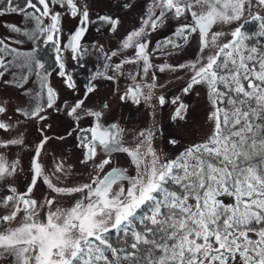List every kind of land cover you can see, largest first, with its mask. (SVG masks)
<instances>
[{"label":"snow or ice","instance_id":"1","mask_svg":"<svg viewBox=\"0 0 264 264\" xmlns=\"http://www.w3.org/2000/svg\"><path fill=\"white\" fill-rule=\"evenodd\" d=\"M254 8L264 10V0H147L137 26L121 38L119 48L99 49L103 66L111 67L112 74L97 75L114 83V95L121 102L148 105L154 121L157 108L175 105L171 120L184 122L175 129L180 132L188 126L189 105L180 95L167 98L163 91L167 84H157L156 73L183 72L187 77L180 89L183 95L197 86L206 90L210 131L174 159L155 146L157 133L162 134L155 123L138 131L126 145L124 128L103 123L110 103L86 104L96 91L90 81L82 98L63 106L65 120L77 131L79 163L90 169L86 180L79 181L75 166L63 157H53L49 169L42 162L49 141L64 136L47 135L45 128L51 125H45L39 129L40 139L29 144L20 125L47 120L48 109L61 111L54 107L57 94L39 55L41 46H51L58 76L65 78L68 89L76 88L66 73L63 52L67 49L73 58L87 52L81 41L91 22L89 11L78 0H6L0 15L22 14L30 21L31 29L7 27L32 41L33 48L22 52L0 39V77L11 67L20 69L16 75L22 87L28 74L34 73L40 90L29 92V107L18 106L11 115L8 105L0 102V132L7 134L0 136V189L4 190L0 192V257H8V264H264V45L257 46L253 33L246 30V25L255 23L256 35L264 37V15ZM64 15L79 17L80 26L62 48ZM181 19L185 22L179 23ZM98 20L111 33L121 23L111 15ZM170 21L178 22L175 31L150 51L151 34ZM193 37L194 58L178 64L153 63L155 53L171 56ZM118 54L120 62L109 65ZM149 73L152 78L146 82ZM121 77L129 82L122 93ZM85 118H91L92 126L80 127ZM168 143L178 141L172 137ZM28 150L29 182L20 191L8 180L25 171L22 160ZM98 150L105 157L100 161ZM114 153L127 155L133 175L116 166ZM41 184L46 192L37 196ZM226 198L231 202L225 203Z\"/></svg>","mask_w":264,"mask_h":264},{"label":"rangeland","instance_id":"2","mask_svg":"<svg viewBox=\"0 0 264 264\" xmlns=\"http://www.w3.org/2000/svg\"><path fill=\"white\" fill-rule=\"evenodd\" d=\"M126 3H131L134 6L131 8L125 7L124 5ZM146 3L147 0H78V4L83 7L86 6L91 21L89 29L82 40V46L84 49H87V55H83L80 58H73V55L68 52L67 49H64L63 52V58L66 62V73L73 78L76 88L71 90L66 87L65 78L58 76L59 67L55 65L53 70H51L48 81L57 94L54 107L60 108L61 111L56 112L53 109H48L47 113H45L48 115L47 120L40 123L36 121H26L20 125L29 144L32 141H38L40 139L39 129L44 128L45 125H51L50 128H45L47 135L52 137H65L63 140H50L46 146L47 153L42 155V162L46 169L52 167L54 162L53 157H63L68 164L75 166L77 180H86L90 169L79 163L82 157V150L76 147L77 131L73 129L70 121L65 120L63 106L65 101L71 104L74 103L76 99L81 98L84 94L85 87L90 81L95 84L96 91L89 96L86 104L89 107H99L105 100L110 103V110L106 111L103 123L107 127L115 122L124 128L125 134L123 140L126 145L133 142L134 136L138 131L151 128L154 123L162 129V134L159 132L157 133L155 146L158 150H162L169 159H174L186 147L193 143L201 142L206 138L211 128V124L207 121V114L210 106L206 100V90L203 87L197 86L189 95H183L180 89L184 86V81L187 79L183 72H177L175 75L170 73H156V83L167 84V88L163 90L166 92L167 98L170 99L174 95H180L183 102L189 105L186 118L188 126L180 132L175 131V129L177 125L183 126L184 122L177 121L174 123L171 120V113L174 111L175 105L166 104L163 108H157L154 121L152 118V111L148 105L143 102L139 105H135L131 100L121 102L119 100V95H114V83L104 79L103 76L97 75V73L112 74L111 67L105 68L103 66V53L100 52L99 49L102 47L105 52L117 50L121 38L137 26L139 18L144 13ZM56 10L62 11L59 7H57ZM257 11L264 15V10L253 9V12ZM102 15H111L113 18L120 19L121 23L116 33H111L108 26L98 20V17ZM79 20V17L72 18L70 15L63 16L61 35L59 37L62 48L69 42V38L78 26ZM183 22H185L183 19L179 21V23ZM45 23H47V20H45ZM177 24V21H170L156 32H153L150 36L151 42L149 44V50L151 51L159 41L170 36L175 31ZM7 25H16L21 27V29H31L33 27L31 22L26 21L22 14L8 13L0 15V39H3L10 47L17 48L22 52L31 51L33 48L32 41L28 40L20 33L12 32ZM235 26L236 25L233 24L230 27L234 28ZM224 27L225 29L229 28V26ZM257 32L258 28L254 32L255 43L257 46L264 45V37L256 35ZM17 41H22V43H17ZM196 51L195 38L193 37L188 46L182 51L177 50V52H174L171 56L161 52L155 53L153 63L157 65L165 62L171 64L182 63L194 58ZM121 52L130 55L132 50H121ZM8 59H11V57H8ZM120 59H122V55L118 54L116 57H112L111 61L107 63L109 65L119 63ZM125 67L130 68L132 66L126 65ZM27 71V69H24L23 73H27ZM20 72V69L11 67L0 77V102H5L8 105L10 115L18 106L29 107L31 99L29 92L34 94L40 90L38 78L34 73L30 78L23 81L22 87L18 86L19 76L16 74ZM177 76L182 77V79L177 80ZM92 77H96L94 81H92ZM151 78V73H149L145 81L150 82ZM128 83L129 82L123 77L120 78L119 88L121 93ZM160 91V89H157L156 94L158 95ZM197 93H199V95H197ZM152 103H155V98ZM13 120H15L14 116ZM90 126H92L91 118H85L80 122V127ZM70 130L72 134L69 136L68 132ZM0 136H7V134L0 132ZM172 137L177 139L178 143L176 145L168 143L169 138ZM16 152H18L17 149ZM30 155V150L23 154L22 164L25 171L15 178H10L20 191H24L26 188L24 185L29 177L27 161ZM104 158L103 154L98 150L97 161ZM112 159L116 163V166L127 168L130 175L134 174V167L131 166L126 154L114 153ZM105 171H107V169H105ZM42 192H46V187L41 184L39 185V190L36 195L40 196ZM230 202L231 198L225 199V203ZM0 264H8V257H0Z\"/></svg>","mask_w":264,"mask_h":264},{"label":"trees","instance_id":"3","mask_svg":"<svg viewBox=\"0 0 264 264\" xmlns=\"http://www.w3.org/2000/svg\"><path fill=\"white\" fill-rule=\"evenodd\" d=\"M17 2L23 3V0H17ZM5 6H6V0H0V8H3ZM256 29H257V25L255 23H250L246 25V30L250 33H253V41H255L254 32L256 31ZM249 42H252V41H249ZM39 55L43 57L44 61H46V66L49 68V71L51 72V70H53V68L56 65L55 60H54V55H55L54 50L51 49L50 45L41 46ZM32 74L33 73L28 74V78H30Z\"/></svg>","mask_w":264,"mask_h":264},{"label":"flooded vegetation","instance_id":"4","mask_svg":"<svg viewBox=\"0 0 264 264\" xmlns=\"http://www.w3.org/2000/svg\"><path fill=\"white\" fill-rule=\"evenodd\" d=\"M82 44V43H81ZM76 90H78V89H76ZM83 96H84V94H83ZM82 96V97H83ZM81 97V98H82ZM80 99V98H79ZM76 100H78V99H76ZM137 108V107H136ZM14 118H15V116H14ZM71 131V130H70ZM56 137H58V136H56ZM13 152H16V149H13ZM12 155H13V153H9V159H11L12 158ZM31 156V155H30ZM29 160H30V158L28 159V161H27V165H28V168H29ZM29 182V177H28V180H27V182L25 183V185L24 186H26L27 185V183ZM8 183H13V180L11 181L10 179L8 180ZM16 185V184H15ZM0 191L2 192V191H4L3 189H0Z\"/></svg>","mask_w":264,"mask_h":264},{"label":"water","instance_id":"5","mask_svg":"<svg viewBox=\"0 0 264 264\" xmlns=\"http://www.w3.org/2000/svg\"><path fill=\"white\" fill-rule=\"evenodd\" d=\"M86 7V6H85ZM90 24V23H89ZM89 24L87 25V31H88V29H89ZM80 25H79V23H78V26L76 27V29L74 30V32L77 30V28L79 27ZM87 31H86V33H87ZM74 32L72 33V34H74ZM86 33H85V35H86ZM71 34V35H72ZM84 35V36H85ZM84 38V37H83ZM83 38H82V40H83ZM69 40H70V38H69ZM81 43H82V41H81ZM84 55H87V52H85V54Z\"/></svg>","mask_w":264,"mask_h":264}]
</instances>
